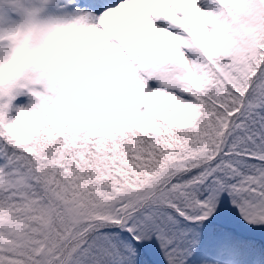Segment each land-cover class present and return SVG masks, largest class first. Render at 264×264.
<instances>
[{
	"label": "snow or ice",
	"instance_id": "obj_1",
	"mask_svg": "<svg viewBox=\"0 0 264 264\" xmlns=\"http://www.w3.org/2000/svg\"><path fill=\"white\" fill-rule=\"evenodd\" d=\"M0 264H264V0H0Z\"/></svg>",
	"mask_w": 264,
	"mask_h": 264
}]
</instances>
